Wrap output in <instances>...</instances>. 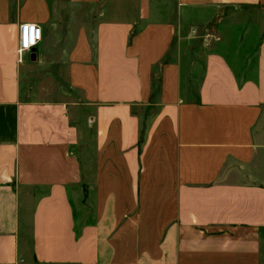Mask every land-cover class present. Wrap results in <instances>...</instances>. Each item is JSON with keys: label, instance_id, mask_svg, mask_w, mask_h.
<instances>
[{"label": "crops", "instance_id": "0c3cea01", "mask_svg": "<svg viewBox=\"0 0 264 264\" xmlns=\"http://www.w3.org/2000/svg\"><path fill=\"white\" fill-rule=\"evenodd\" d=\"M0 264H264V0H0Z\"/></svg>", "mask_w": 264, "mask_h": 264}, {"label": "built area", "instance_id": "2783aa9c", "mask_svg": "<svg viewBox=\"0 0 264 264\" xmlns=\"http://www.w3.org/2000/svg\"><path fill=\"white\" fill-rule=\"evenodd\" d=\"M42 37L40 27L31 22L21 23L18 32V60L22 61L25 55L31 54L38 45Z\"/></svg>", "mask_w": 264, "mask_h": 264}]
</instances>
